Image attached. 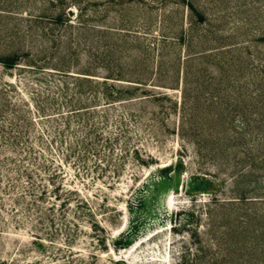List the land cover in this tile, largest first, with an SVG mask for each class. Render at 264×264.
<instances>
[{"label":"rangeland","instance_id":"1","mask_svg":"<svg viewBox=\"0 0 264 264\" xmlns=\"http://www.w3.org/2000/svg\"><path fill=\"white\" fill-rule=\"evenodd\" d=\"M187 1L0 0V264H264V0Z\"/></svg>","mask_w":264,"mask_h":264},{"label":"trees","instance_id":"2","mask_svg":"<svg viewBox=\"0 0 264 264\" xmlns=\"http://www.w3.org/2000/svg\"><path fill=\"white\" fill-rule=\"evenodd\" d=\"M49 2H51V0H48ZM57 1H61V0H57ZM187 5L190 7L191 10L194 11L195 15L197 16V19L198 20H202L205 18V13L203 10H200L199 8H197L196 5H194V3L191 1V0H188L187 1ZM2 9V8H0ZM212 9V14L213 16H221L219 13V10L218 12H216V9L215 6ZM68 11V10H67ZM66 11V13H67ZM2 12H10V10H0V13ZM27 13V11H23V12H15V14L13 15H18L19 16H22V14H25ZM28 15H32V14H28ZM59 16H54L55 20L61 18V15L62 14H58ZM214 21H221V19H218L216 17L213 18ZM79 24L78 25H81V26H86V28L90 31H93V32H97V31H100L99 29H94V28H101V29H105L106 26H103L101 27L100 25L98 24H90V23H85L84 20H79L78 22ZM220 26H222L221 23H217L216 26L217 28L219 29ZM102 31H105V30H102ZM218 32H220L219 30H217ZM216 32V30L214 31V33ZM218 35H220L219 33L218 34H215V37H218ZM18 37V36H17ZM94 36H92L91 38H93ZM222 36H219V39H221ZM247 40H245L244 42H242V46L246 48V52L248 53V56L245 58V59H240V62L243 64V67H242V71L243 72H246V81L244 84H243V89L244 90H247L246 91V95L248 96V100L250 101L249 103L247 104H244L245 108L252 110L251 113H254L256 112V114H252V118H249L248 120H245V122L243 121H239L240 119H236V122H240V125H238L236 128L238 130H247V129H250V128H253L254 126L251 125L252 121L254 123H256V128L260 129V131H255V134L253 132H250V134H254V136L256 137L257 139V142L260 144V146H263L264 147V52L260 53V56L255 59L252 57V54L250 53V49H249V45L247 44ZM240 44V43H239ZM238 44V45H239ZM235 44L233 45H223V46H220V47H217L216 50H220V52L224 53L228 50H232V47L234 46ZM214 51V50H212ZM26 54V52H19V51H14L10 54H6L2 57V59H0L2 61V63L4 65H8V66H15L18 64L19 60L22 55ZM199 54H204L205 56H213L212 54H216V52L214 51L213 53H209L208 51H201L199 52ZM195 55V54H193ZM190 55H188L187 57H189ZM263 59V60H261ZM249 71V72H248ZM152 72V71H151ZM117 75V73H114ZM78 76V75H77ZM106 77H113V76H110V75H105ZM81 77H85V78H82L84 80H87V81H90L91 78L93 77H89V76H81ZM115 78H118V79H122L121 77H115ZM80 79V78H79ZM105 80V79H104ZM142 82V81H140ZM142 84V83H141ZM181 88H183V80H182V85H181ZM228 89H226L225 93H228L227 91ZM187 95H185V90H182V93H181V103L183 104V106H187L186 105V101H187V98H186ZM210 98H213V97H210ZM190 103V102H189ZM237 106V104L235 105V107ZM250 107V108H249ZM259 132V133H258ZM254 137V138H255ZM249 138L253 139L250 135H249ZM261 147V150H263L264 148ZM243 197H241L239 200H242V201H247V202H241L243 204H248L250 203V200H253V199H247L244 197V195H242ZM231 201H236V200H231ZM233 203H237V202H233Z\"/></svg>","mask_w":264,"mask_h":264},{"label":"water","instance_id":"3","mask_svg":"<svg viewBox=\"0 0 264 264\" xmlns=\"http://www.w3.org/2000/svg\"><path fill=\"white\" fill-rule=\"evenodd\" d=\"M118 264H123V261L122 260L118 261Z\"/></svg>","mask_w":264,"mask_h":264}]
</instances>
